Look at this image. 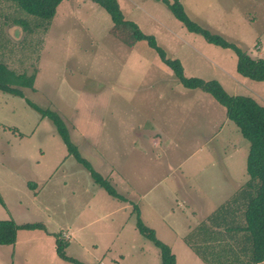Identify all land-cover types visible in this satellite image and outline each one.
<instances>
[{"label": "rangeland", "instance_id": "1", "mask_svg": "<svg viewBox=\"0 0 264 264\" xmlns=\"http://www.w3.org/2000/svg\"><path fill=\"white\" fill-rule=\"evenodd\" d=\"M117 2L185 77L215 80L225 93L264 107V82L239 76L233 51L188 32L158 0ZM181 2L191 21L264 59V0ZM112 27L92 1L62 0L41 47L31 46L38 73L35 91L23 94L59 115L80 156L130 203L112 199L67 157L47 118L0 93V220L46 228L18 230L14 246H0V264H70L55 254L59 233L68 237L66 255L84 264H160L136 229L133 206L176 264H204L181 238L219 207L225 176L246 175L248 144L210 95L185 89L145 42L126 47ZM22 37L10 22L0 28L9 67L29 73L9 51Z\"/></svg>", "mask_w": 264, "mask_h": 264}, {"label": "trees", "instance_id": "2", "mask_svg": "<svg viewBox=\"0 0 264 264\" xmlns=\"http://www.w3.org/2000/svg\"><path fill=\"white\" fill-rule=\"evenodd\" d=\"M62 0H0V28L6 22L12 23L23 32L19 49L10 48L14 61L20 68L23 64L31 67V72L12 70L4 57L6 44L0 43V93L23 98L26 105L37 112L40 117L47 118L53 125L56 134L66 147L67 157L72 156L90 175L93 183L103 189L108 196L121 203H130L105 180L96 173L84 160L71 143L64 122L59 115L49 109H41L24 98L23 89L34 92V82L38 73L39 56L31 62L32 45L41 47L43 37L49 30L55 10ZM101 7L112 22L110 34L126 47L135 48L138 43L145 42L158 56L159 65L171 73L185 89L199 90L210 95L225 109L226 117L233 122L242 138L248 144L246 162V182L223 205L217 207L198 227L194 228L182 240L193 251V254L204 264H264V107L254 99L245 96H231L223 91L215 80L205 81L199 78H187L179 61L169 59L157 45L153 36L144 34L137 24L126 20L117 0H90ZM193 34L200 35L204 41L221 49H229L237 58L236 72L242 78L264 82V59H252L235 44L222 36L212 34L208 30L191 21L184 11L181 0H158ZM36 36L35 39L33 37ZM29 39V44L27 40ZM33 40V43H32ZM9 52V53H10ZM15 52V53H14ZM10 56V55H8ZM13 62V59L11 58ZM0 128L3 126L0 125ZM15 132L14 129H8ZM34 190L35 185L28 184ZM36 194V193H34ZM136 215L138 233L158 250L160 264H176L175 256L168 245L156 238L155 231L147 227L140 219V212L133 206ZM18 230L46 232L41 223L16 224L12 220H0V246H14ZM55 237L56 256L70 264H84L66 255V239L62 241L61 233ZM230 238L233 250L240 244L239 252L244 259L222 260L217 254L226 252L219 250L214 244L216 238ZM220 245V243L218 244ZM239 246V245H238ZM243 260V261H242Z\"/></svg>", "mask_w": 264, "mask_h": 264}, {"label": "crops", "instance_id": "3", "mask_svg": "<svg viewBox=\"0 0 264 264\" xmlns=\"http://www.w3.org/2000/svg\"><path fill=\"white\" fill-rule=\"evenodd\" d=\"M225 180H226V187L228 188V190H227V192H224V197L222 198V200L219 202V206H221V205H223L225 202H226V200L232 195H234L237 191H238V189L246 182V180H247V177H246V175H240V176H238V177H236V176H232L231 174H228L227 176H225ZM231 196V197H232ZM230 199V198H229ZM228 201V200H227ZM216 209V208H215ZM214 209V210H215ZM214 210H212L211 211V213L214 211ZM210 213V214H211ZM209 214V215H210ZM209 215H207L205 218H207ZM204 218V219H205ZM203 219V220H204ZM201 223V222H200ZM199 223V224H200ZM199 224L198 225H196L197 227L199 226ZM196 226L194 227V228H196ZM193 228V229H194ZM192 229V230H193ZM191 229H190V232L192 231ZM64 238L65 239H68V237L67 236H64ZM184 238V237H183ZM183 238H181V239H183ZM220 243V245H218ZM214 244L216 245V247H217V249L219 250V246L221 247V248H223V247H225L226 248V252H223V253H220L219 255L217 254V256H219L222 260H231V259H238V258H240V259H243L242 258V256H241V254H240V252H239V248L238 247H240V244H238L237 243V248H235V251L233 250V247H234V245L232 244V241H231V239L230 238H227V239H223V238H216V239H214ZM239 245V246H238ZM244 260V259H243ZM242 260V261H243Z\"/></svg>", "mask_w": 264, "mask_h": 264}]
</instances>
